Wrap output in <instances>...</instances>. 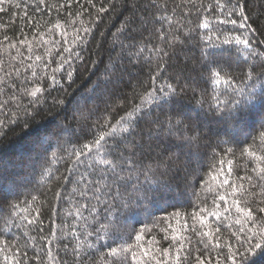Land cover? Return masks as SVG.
<instances>
[{"label":"snow or ice","instance_id":"obj_1","mask_svg":"<svg viewBox=\"0 0 264 264\" xmlns=\"http://www.w3.org/2000/svg\"><path fill=\"white\" fill-rule=\"evenodd\" d=\"M73 4L81 11H70ZM84 4L96 13L93 27L117 7L114 0L98 8L95 0H0V14L10 12L12 23L21 21L20 38L0 39L9 56L7 69L0 61V95L9 97L0 111L15 108L7 124L0 120V136L9 125L34 124L48 103L45 93L51 97L48 111L60 121L52 134L32 137L27 156L11 165L0 161V264H68L69 249L72 264H97L101 248L107 249L101 264H255L254 258L264 255V116L258 127L248 118L258 105L264 107V29L254 27L248 0H124L132 15L118 30L129 41L120 47L127 63L148 68L147 80H137L131 95L113 99L108 85H118L124 71L106 66L103 112L88 94L77 97L64 89L74 83L76 62L87 70L83 53L93 28L84 35L76 30V50L65 46L61 33V40L52 34L55 56L51 49L34 53V47L39 51L49 44L40 31L45 16L55 12L53 28L59 29L65 17L91 16ZM227 25L232 28L220 27ZM192 47L198 56L188 55ZM193 59L198 67L191 66ZM37 70L48 84L29 90L27 74L36 77ZM54 90L65 95L52 96ZM69 144L79 147L61 154ZM237 153L251 165L242 175L233 169V159H226ZM61 161L65 172L53 171L51 165ZM37 173L47 178L45 191L39 183L26 186ZM49 196L51 227L45 236L40 207ZM73 200L76 211L67 214L68 223L59 210ZM174 200L185 201L190 210H175ZM167 207L174 209L167 213L170 223L176 219L180 231L200 237L195 249L186 246L188 237L165 235L171 242L161 248L145 227L123 231L135 217ZM221 227L228 229L227 239Z\"/></svg>","mask_w":264,"mask_h":264},{"label":"trees","instance_id":"obj_2","mask_svg":"<svg viewBox=\"0 0 264 264\" xmlns=\"http://www.w3.org/2000/svg\"><path fill=\"white\" fill-rule=\"evenodd\" d=\"M57 2V0H49V3ZM63 2V0H60ZM117 4L115 11H109L101 14V19L95 21V25L93 27V18L95 17L96 13L93 9L88 8L86 4L84 7L88 8V12H91L92 15L89 16L87 13L83 15H73L71 17H65L61 19V28L54 29L53 22L56 19V13L53 12L52 15L45 16L44 20L47 23H41L40 31L45 33V38L49 40V44L45 47L37 51L34 47L35 54H45L48 49H51L52 55L55 56L56 54V45L52 44L51 41L53 39V35L55 39L61 40V33H65L66 35V47L72 48L76 50L79 41L75 39L76 37V30L79 29L80 35H84V29L86 28H93L92 35L88 38L87 46L84 50L83 56L88 61L87 70L84 67H81L80 62H76L75 67L77 72L73 75L74 83H72L71 88L68 87L67 83L64 84V89L68 94L75 95L79 97L82 93L88 94L89 101H94L95 104L100 106L101 112L104 111L105 103L104 100L106 97L103 96L105 81L108 79V76L105 72V68L107 66L108 69H112L115 65L117 66V70L123 69L124 75L121 82L118 85H108V89L111 90L115 95L118 96L120 94H128L131 95V90L136 85L137 80H147V73L148 68L144 65H135L127 63L125 59L126 50L120 47L121 43L125 44V46L129 43L122 34L118 32L120 26L124 23L125 19L132 15L131 11L124 7V0H114ZM133 0H129V3H132ZM171 3V0H169ZM205 2H209V0H205ZM84 3V0H82ZM96 7H100L102 4L105 7H109L108 0H95ZM6 9L8 8L5 5ZM248 9L252 15V19L256 21L254 27L258 26L261 29H264V0H248ZM15 9H11V12H14ZM31 12V10H29ZM73 13L80 12V6L73 4L71 10ZM136 14L142 15V12L137 10ZM178 17H174L173 19H177ZM13 17L10 12H6L5 14H0V25H4V27H0V39L7 34L14 40L20 38V27L21 21L16 20L15 23H12ZM157 27L159 25H156ZM221 29H231V25L227 26H220ZM28 31L29 37L33 35V32L26 29ZM147 36V33H144ZM264 38V37H262ZM139 39V37H138ZM151 39L156 42V37L153 36ZM139 46V45H138ZM7 44L0 45V61L4 62V67L7 69L8 67V60L9 56L6 52ZM26 54V53H25ZM12 55L15 56V50H12ZM190 57L198 56V49L196 47H192L191 51L188 52ZM92 62H95L93 65ZM192 67H198L195 64V60H192ZM22 67V65H21ZM55 67V64H53ZM195 75V72L191 73ZM3 75V72H0V76ZM28 79L32 81L29 83L27 87L31 90L32 87L39 85L41 87H45L48 84V80L44 77L39 70H37V76L31 77L30 73L27 74ZM59 78V77H58ZM23 75L21 77V81L23 82ZM99 81L100 87L97 88V82ZM221 88L223 85L220 86ZM93 89H96L95 94H93ZM64 96L65 92H60L54 90L52 96ZM45 96L48 100V103L44 104V111L41 113L40 116L36 118V122L32 125H29L27 128H22L16 125H9L7 128L4 129L6 135L0 136V161L7 162L8 164L15 163L19 158L27 156L32 148L33 145L31 143V139L33 136L38 135L43 131L44 134H52L54 131L57 130L60 121L56 120L51 113L48 111L50 106L51 97ZM9 97L7 95H0V102L7 100ZM115 102L119 103V100ZM91 106V105H90ZM15 108L13 105H9L6 110L0 111V120L5 121L8 123L9 120V113H13ZM261 116H264V107L257 106L255 112H253L248 118L249 125H255L256 127L259 126V120ZM10 129V130H9ZM73 147L78 148L79 145H67V152L61 153L63 155H67V153L72 152ZM226 159H233V169L236 171L237 175L244 174L245 165L250 168L251 165L248 161L239 156V153L235 157H226ZM70 164V161L68 162ZM66 162L61 161L59 164L51 165L53 171L56 168L60 169V172H65ZM250 174V173H249ZM10 180L16 181L15 178L10 177ZM28 181L31 183L26 182V186L31 188L32 184L39 183L41 185L40 191H45L43 185L47 184V178L39 175L38 173L30 176L27 178ZM53 187L55 185H52ZM72 187H77L75 184ZM71 190V189H70ZM258 191V189L256 190ZM24 194H21L19 197L20 200H23ZM44 197L41 196V200ZM211 199V197H209ZM49 203L44 204L43 207H40L41 213V220L45 222L44 224V233L43 235H48L49 228L51 227L48 224V221L51 217V196L48 197ZM173 203L176 205L175 210L180 212L189 211L188 204L185 201H176L174 200ZM76 201L73 200L69 203L62 204L60 208V215L62 217H67V222H71V217L68 216V213H74L76 208L74 205ZM23 207V205H22ZM174 209L171 207H167L166 209L158 210L154 216L151 217H142L137 216L134 220L129 223L126 228L123 229L125 232H131L133 229L139 230L140 227H145V233L149 236H155L156 239L159 241L158 247H167L171 240H165L163 237L168 235L171 237L172 234H176L179 237L184 236L188 237V240H185L186 246L189 245L195 249L198 246V241L200 237H198L195 232L188 231L182 232L180 231V225L177 224L176 219H171V223L169 222V218L167 217V213L172 212ZM224 215H227L225 213ZM178 219V218H177ZM136 221H142V223H136ZM0 227H3L0 224ZM168 230L167 232L165 230ZM62 231H66V229H62ZM12 232L16 235H19L20 230L15 228L12 229ZM33 235H37V239H39V233H32ZM60 234V233H58ZM221 235L223 239H227L229 235V231L226 227H221ZM207 240V237H204ZM75 241H73V244ZM39 247V245H38ZM173 247H175V243H173ZM40 251L43 253L44 249L41 247ZM106 248H101L99 252L96 253L97 264H101L99 261V256L101 253L106 252ZM71 249H69V255L67 257L68 264H72V258L70 255ZM56 254L55 248H53V255ZM60 255L64 257V249L63 247L60 248ZM29 256H32L31 250L29 251ZM255 264H264V255H259L254 258ZM44 264H49L48 261H44Z\"/></svg>","mask_w":264,"mask_h":264}]
</instances>
